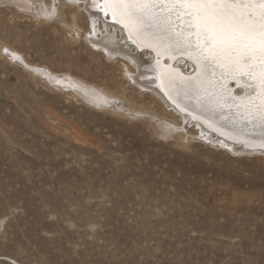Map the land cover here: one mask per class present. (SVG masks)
I'll list each match as a JSON object with an SVG mask.
<instances>
[{"label":"rangeland","instance_id":"1","mask_svg":"<svg viewBox=\"0 0 264 264\" xmlns=\"http://www.w3.org/2000/svg\"><path fill=\"white\" fill-rule=\"evenodd\" d=\"M69 6L0 3V260L264 264V155L162 136L156 119L178 115Z\"/></svg>","mask_w":264,"mask_h":264},{"label":"bare ground","instance_id":"2","mask_svg":"<svg viewBox=\"0 0 264 264\" xmlns=\"http://www.w3.org/2000/svg\"><path fill=\"white\" fill-rule=\"evenodd\" d=\"M28 1L32 0H0V3L14 4L19 9L34 12L36 16H41V12H44L47 19H51L52 15L59 16L61 4H70L76 6L77 12L79 9H85L89 13L92 27L87 34L90 35L88 42L91 46L112 53L116 59L119 58L117 56L126 58L128 80L149 90L178 115L176 117L174 113L172 119H156L162 136L173 138L177 135L185 141L210 143L215 148L238 155H264V147L260 146L264 143V129L250 123L242 108L237 107L242 99L252 93V82L227 63L201 60L194 44L191 48L177 44L176 40L179 38L174 35L169 38L155 32H138L128 21L119 19L112 11L106 9L102 0H97L96 3H93V0H58L59 5H48V8L41 7V10L40 6ZM30 5L32 8H29ZM78 17L75 16L71 21L73 27L78 28ZM171 23L176 31L185 28L183 17H177L175 13ZM112 29L117 35L109 32L104 34V31ZM144 55L148 56V59L143 57ZM177 57L180 58L176 60ZM47 72L49 73L48 70ZM194 84L200 85L199 92L195 94L191 91ZM232 85L238 88L235 90ZM197 95L200 97L199 103ZM109 104L111 105V102ZM116 108L115 111L132 118L149 115L135 104L121 107L118 103ZM187 124L198 127L197 131L192 133ZM3 259L0 264H19L10 258Z\"/></svg>","mask_w":264,"mask_h":264},{"label":"snow or ice","instance_id":"3","mask_svg":"<svg viewBox=\"0 0 264 264\" xmlns=\"http://www.w3.org/2000/svg\"><path fill=\"white\" fill-rule=\"evenodd\" d=\"M97 0H93L96 3ZM106 9L138 32L178 37L195 45L203 61L225 62L246 76L252 93L237 105L264 129V0H102ZM185 28L172 27L173 14ZM7 51V50H5ZM200 85L191 86L198 93ZM197 102L200 97L196 96ZM264 147V143H261Z\"/></svg>","mask_w":264,"mask_h":264}]
</instances>
